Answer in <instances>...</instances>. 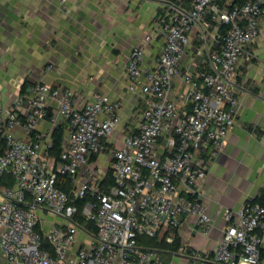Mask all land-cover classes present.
Wrapping results in <instances>:
<instances>
[{"label":"built area","instance_id":"1","mask_svg":"<svg viewBox=\"0 0 264 264\" xmlns=\"http://www.w3.org/2000/svg\"><path fill=\"white\" fill-rule=\"evenodd\" d=\"M155 1L161 5L156 28L130 53L126 67L129 91L147 104L138 132L110 150L112 186H103L102 170H82L121 127L119 102L98 95L81 108L72 92L36 82L5 106L0 89V264H165L162 253L180 255L186 264H263L264 206L251 200L224 213L226 226L213 253L192 250L182 240L177 251H165L146 240L174 245L187 217L206 237L215 227L201 188L238 124L237 71L261 37L264 0L224 8L218 0ZM194 33L201 64L184 71ZM156 35L164 46L147 68L146 51ZM176 78L184 87L182 107L171 98ZM51 102L53 128L39 131ZM63 120L64 151L57 162L50 150ZM18 128L26 138L15 133ZM67 181L69 192L62 188ZM78 201L85 202L83 209ZM46 213L64 223L44 230ZM80 232L87 241H79Z\"/></svg>","mask_w":264,"mask_h":264},{"label":"crops","instance_id":"2","mask_svg":"<svg viewBox=\"0 0 264 264\" xmlns=\"http://www.w3.org/2000/svg\"><path fill=\"white\" fill-rule=\"evenodd\" d=\"M233 1L218 3L224 8ZM160 12L161 5L155 0H0L4 105L15 100L25 83L36 82L72 92L81 108L98 95L119 102L121 127L105 141L106 151L82 170H102L105 182L111 171L110 150L121 147L142 122L147 100L129 91L126 67L130 53L155 30ZM261 29L260 39L250 48L251 58L244 59L237 71L238 124L229 134L224 152L211 162L201 188L202 204L215 227L206 237L198 230L196 219L187 217L179 228L182 242L202 253L217 249L226 226L224 213L239 210L264 190V14ZM163 46V37L156 35L147 48L145 67L155 66ZM200 46L194 33L192 48L182 61L184 71L201 64ZM50 66L53 71H48ZM183 92L182 80L176 78L171 98L179 107L186 105ZM48 108V117L38 124L39 131L53 128L50 118L56 104L51 102ZM66 123H61L65 129ZM15 133L27 137L20 128ZM48 218L53 221L49 223ZM44 220V230L64 223L49 213ZM78 239L87 241V236L80 232ZM262 254L264 264V246ZM170 255V264H186L182 256Z\"/></svg>","mask_w":264,"mask_h":264},{"label":"trees","instance_id":"3","mask_svg":"<svg viewBox=\"0 0 264 264\" xmlns=\"http://www.w3.org/2000/svg\"><path fill=\"white\" fill-rule=\"evenodd\" d=\"M232 3H240V0H234ZM28 84L25 83L22 86L21 92H25V90L27 89ZM53 141H54V146L53 148L50 150V156L53 157L54 159H56L57 162L61 161L62 159V154H63V147H64V142H65V128H63L62 126L56 128L53 132ZM9 186L12 185V181H8L7 183H5ZM104 184L106 185V187L112 186L114 184L113 178H112V171H109L107 174V178L106 181L104 182ZM62 188L64 190H66L67 192L70 191L71 189V184L70 182H63L62 184ZM254 203H259L261 205L264 206V190L261 192V194L259 196H257L256 198H254L253 200H251ZM77 205L80 209H83L85 202H77ZM85 226L87 227V229H92L94 230V226L91 223L88 222H84ZM147 242V240H146ZM147 245H149L150 247H158L161 250H165V251H177L180 244H181V239L178 237L176 239V243L174 245H167L165 243H158L157 241L154 242H147ZM263 256V254H262Z\"/></svg>","mask_w":264,"mask_h":264},{"label":"rangeland","instance_id":"4","mask_svg":"<svg viewBox=\"0 0 264 264\" xmlns=\"http://www.w3.org/2000/svg\"><path fill=\"white\" fill-rule=\"evenodd\" d=\"M48 220H49V223L53 221L52 218H48ZM154 241H156V240L147 239V242H154ZM161 256H162V259H163L165 264H170V261L172 258L170 254L162 253Z\"/></svg>","mask_w":264,"mask_h":264}]
</instances>
